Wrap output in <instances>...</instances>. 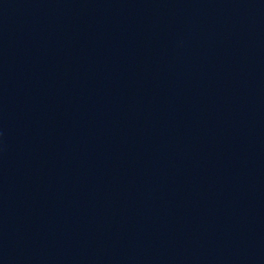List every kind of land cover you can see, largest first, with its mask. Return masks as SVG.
Masks as SVG:
<instances>
[{"label":"water","instance_id":"obj_1","mask_svg":"<svg viewBox=\"0 0 264 264\" xmlns=\"http://www.w3.org/2000/svg\"><path fill=\"white\" fill-rule=\"evenodd\" d=\"M0 264H264V0H0Z\"/></svg>","mask_w":264,"mask_h":264}]
</instances>
